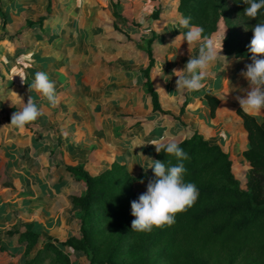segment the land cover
Masks as SVG:
<instances>
[{"label":"crops","instance_id":"0c3cea01","mask_svg":"<svg viewBox=\"0 0 264 264\" xmlns=\"http://www.w3.org/2000/svg\"><path fill=\"white\" fill-rule=\"evenodd\" d=\"M51 3L52 13L40 25L48 0H0V232L8 222L15 228L9 229L12 232H38L42 239L31 256L47 237L65 241L79 235L80 209L72 198L82 195L85 187L66 166H83L97 175L117 161L136 175L148 168L145 157L153 159L157 153L153 140L178 143L191 130L224 150L234 130L246 134L235 99L245 92L235 87L239 81L231 84L229 78L223 79V71L232 65L244 69L251 61L230 60L224 54L227 29L223 22L210 38L221 55L210 67L214 75L200 90H177L172 70L183 69L200 47L187 45L182 37L176 39L184 33L178 0ZM114 7L126 23L117 22ZM156 8L160 12L154 20ZM149 40L154 53L153 91L162 110L174 117L185 107L181 121L151 116L153 106L143 75L149 65L145 52ZM39 71L55 83V107L28 92ZM208 93L220 100L215 117ZM29 95L42 115L24 129L9 126L12 114ZM135 188L145 192L147 184L137 182ZM8 231L4 236L9 241L0 243L7 249L0 250V264H24L26 244Z\"/></svg>","mask_w":264,"mask_h":264},{"label":"trees","instance_id":"16d2710c","mask_svg":"<svg viewBox=\"0 0 264 264\" xmlns=\"http://www.w3.org/2000/svg\"><path fill=\"white\" fill-rule=\"evenodd\" d=\"M157 1V0H152ZM243 0H178L182 17H191V24L203 28V36L212 38L223 22L227 34L223 40L224 54L229 59L251 60L247 46L253 37V27L264 23V8L252 19L244 14ZM48 0L42 25L52 13ZM160 8L153 11L159 17ZM116 20H127L113 11ZM4 16V24L8 21ZM187 29L184 28V33ZM153 41L147 42L149 65L143 71L145 93L151 98L155 116L179 117L162 110L158 95L150 82L154 66ZM264 59V56L258 57ZM211 116H216L220 100L207 94ZM237 115L246 131L247 148L243 157L249 165L246 187L233 172V161L219 145L211 144L197 131L178 145L187 153L184 161L185 182L194 183L199 191L195 205L175 217L171 227L153 228L150 233L131 230V201L144 193L135 188L140 180L148 183L154 178L151 169L132 175L127 165L114 162L97 175L83 166H66L72 177L84 184L82 195L74 196L72 203L80 210L79 235L60 241L53 237L43 239L34 256L27 254L42 239L36 231H10L19 235V243L26 244L24 264H71L70 255L84 257L87 264H264V118L245 113L240 107ZM182 123V122H181ZM184 127L186 125L182 123ZM154 160L177 163L174 156L164 151L156 153ZM1 251L7 249L0 245ZM71 252V253H70Z\"/></svg>","mask_w":264,"mask_h":264},{"label":"clouds","instance_id":"9594fccd","mask_svg":"<svg viewBox=\"0 0 264 264\" xmlns=\"http://www.w3.org/2000/svg\"><path fill=\"white\" fill-rule=\"evenodd\" d=\"M243 3L247 5L244 14L252 19L264 8V0H243ZM180 24L187 31L176 39L182 37L187 45L199 44L200 47L198 55L190 56L183 69L172 70V76L177 78V90H200L205 87L204 82L214 75L210 67L218 55H221L216 51L212 40L203 36V28L191 24V17H182ZM252 31L253 37L247 46L251 63L245 64L239 74L247 80L249 87L244 95L235 97L245 113H259L264 110V59H258L264 56V23H257ZM21 82L25 83L23 79ZM28 85L29 94L35 92L44 97L50 105L56 106V86L45 72H36L33 81ZM21 100L23 101L22 98ZM41 115L37 103L29 95L27 102L23 101V106L12 114L9 126L24 129ZM151 145L158 154L164 151L168 156H174L177 163L172 165L170 161L165 163L145 157L149 161L148 169L152 170L154 178L148 180L146 191L140 194L138 199L131 201V215L134 217L131 230L138 233H150L153 228L171 227L175 223L176 215L193 207L199 198L197 186L184 180L187 170L183 162L189 157L178 143L153 140ZM139 182L144 183L143 180Z\"/></svg>","mask_w":264,"mask_h":264},{"label":"rangeland","instance_id":"374dc122","mask_svg":"<svg viewBox=\"0 0 264 264\" xmlns=\"http://www.w3.org/2000/svg\"><path fill=\"white\" fill-rule=\"evenodd\" d=\"M114 9H116V7H114ZM105 18L106 17H104V19ZM117 22L120 23L121 21L117 20ZM241 70L242 68L239 69L236 65H232L229 69H226L223 71V76H224L223 79L228 80L229 78L231 84H235L236 81H239L240 82L238 84L239 87L237 86L235 87L238 89V91L245 92V90L248 89L249 85H248L247 80H245L243 77L239 75ZM238 79H241V81ZM257 117L259 119H263L264 110L259 112ZM247 145H248V142H247L246 134H243L238 129H236L229 135V138L227 139L225 143V147H224V151L228 153L231 160L233 161V172L236 178L240 181L242 187L244 188L246 187V183L248 180V172H249V165L243 157V151L247 148ZM0 193L2 192L0 191ZM11 224L12 223L8 222L5 225L3 232L2 231L0 232L1 233L0 243L5 244L6 242L9 241V239L7 240V237L4 236L5 235L4 232H7L9 229H15L14 227H12ZM10 231L12 230H9L8 232ZM2 240L5 241V243H3ZM27 254L32 255V251H30L29 253L27 252ZM70 259H71V264H87L84 257H77L74 253L70 255ZM44 264H53V262L52 260H48Z\"/></svg>","mask_w":264,"mask_h":264}]
</instances>
